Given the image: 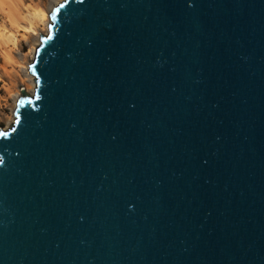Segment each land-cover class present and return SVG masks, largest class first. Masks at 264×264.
Returning a JSON list of instances; mask_svg holds the SVG:
<instances>
[{
	"label": "water",
	"instance_id": "obj_1",
	"mask_svg": "<svg viewBox=\"0 0 264 264\" xmlns=\"http://www.w3.org/2000/svg\"><path fill=\"white\" fill-rule=\"evenodd\" d=\"M0 129V264H264V0H64Z\"/></svg>",
	"mask_w": 264,
	"mask_h": 264
},
{
	"label": "rangeland",
	"instance_id": "obj_2",
	"mask_svg": "<svg viewBox=\"0 0 264 264\" xmlns=\"http://www.w3.org/2000/svg\"><path fill=\"white\" fill-rule=\"evenodd\" d=\"M64 0H20L21 12H47L44 18H39V23L34 28L33 33L17 32L15 41L8 45L0 43V129L4 130L8 124L12 127L15 123L14 110L18 101L20 91L25 89L27 92L34 86V77L29 74V65L33 62L35 51L39 46V35L48 33L50 24L49 13L53 7L57 6ZM33 8V9H32ZM7 10L6 6L4 8ZM0 13V24H6L10 29L11 26L7 22V14ZM22 24L27 25L26 22ZM15 32L17 31L14 29ZM11 29V32L14 31ZM10 34V33H9ZM7 33V35H9ZM2 51L11 54L15 62L11 65L4 64L2 59ZM32 59V60H31ZM16 97V101H15ZM10 127V128H11Z\"/></svg>",
	"mask_w": 264,
	"mask_h": 264
},
{
	"label": "bare ground",
	"instance_id": "obj_3",
	"mask_svg": "<svg viewBox=\"0 0 264 264\" xmlns=\"http://www.w3.org/2000/svg\"><path fill=\"white\" fill-rule=\"evenodd\" d=\"M20 0H0V13H6L7 14V22L11 26L9 29L6 24H0V43L2 45H8L9 43L15 41L17 37V32H24V33H33L34 34V28L37 27L39 23V18H44L48 15L47 12L42 11V13L39 12H21L20 11ZM5 6L7 8L6 12L4 11ZM33 9V8H32ZM5 14V15H6ZM23 22H26L27 25L22 24ZM16 29L15 32L12 31ZM7 33L9 35H7ZM44 32L43 34H45ZM13 44H15L13 42ZM2 59L4 61V64L11 65L15 62L11 54L8 52L2 51ZM32 60V59H31ZM34 86L28 90V93L32 95ZM16 101V97H15ZM10 124L4 129L8 130L10 128Z\"/></svg>",
	"mask_w": 264,
	"mask_h": 264
}]
</instances>
